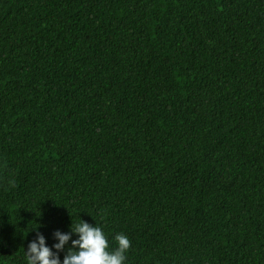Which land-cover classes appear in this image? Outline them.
I'll list each match as a JSON object with an SVG mask.
<instances>
[{
    "label": "trees",
    "instance_id": "trees-1",
    "mask_svg": "<svg viewBox=\"0 0 264 264\" xmlns=\"http://www.w3.org/2000/svg\"><path fill=\"white\" fill-rule=\"evenodd\" d=\"M80 217L264 264V0H0V264Z\"/></svg>",
    "mask_w": 264,
    "mask_h": 264
},
{
    "label": "clouds",
    "instance_id": "clouds-1",
    "mask_svg": "<svg viewBox=\"0 0 264 264\" xmlns=\"http://www.w3.org/2000/svg\"><path fill=\"white\" fill-rule=\"evenodd\" d=\"M33 228L38 229V225ZM52 236L54 242L49 246L46 237L36 231L35 238L24 249L26 264H127L126 253L131 242L123 232L111 237L112 246L101 226L80 217L77 222L72 219L68 231L56 229Z\"/></svg>",
    "mask_w": 264,
    "mask_h": 264
}]
</instances>
